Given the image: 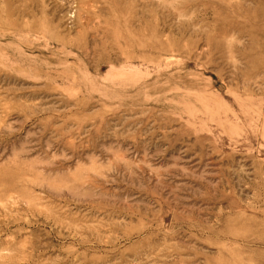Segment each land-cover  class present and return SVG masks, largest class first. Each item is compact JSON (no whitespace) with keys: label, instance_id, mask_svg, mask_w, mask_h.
<instances>
[{"label":"rangeland","instance_id":"obj_1","mask_svg":"<svg viewBox=\"0 0 264 264\" xmlns=\"http://www.w3.org/2000/svg\"><path fill=\"white\" fill-rule=\"evenodd\" d=\"M0 264H264V0H0Z\"/></svg>","mask_w":264,"mask_h":264}]
</instances>
